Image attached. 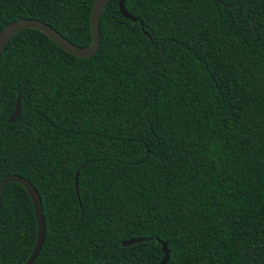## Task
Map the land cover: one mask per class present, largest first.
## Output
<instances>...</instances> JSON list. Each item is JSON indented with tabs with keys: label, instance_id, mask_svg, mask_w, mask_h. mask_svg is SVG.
<instances>
[{
	"label": "trees",
	"instance_id": "obj_1",
	"mask_svg": "<svg viewBox=\"0 0 264 264\" xmlns=\"http://www.w3.org/2000/svg\"><path fill=\"white\" fill-rule=\"evenodd\" d=\"M91 4L0 0V28L35 18L85 46ZM123 7L136 20L107 0L88 57L33 28L0 52V178L28 180L44 222L31 264H155L159 241L165 264H264V0ZM35 232L25 189L4 183L0 264Z\"/></svg>",
	"mask_w": 264,
	"mask_h": 264
},
{
	"label": "water",
	"instance_id": "obj_2",
	"mask_svg": "<svg viewBox=\"0 0 264 264\" xmlns=\"http://www.w3.org/2000/svg\"><path fill=\"white\" fill-rule=\"evenodd\" d=\"M106 1L107 0H92L90 13H89V19H88V25H89V31H90V42L88 45L78 46L70 42L68 39L62 36L54 28H52L48 24L40 20H37L35 18L17 17L7 22L0 28V52L2 48L4 47V45L6 44V42L16 32L22 29H26V28H33L45 34L57 46H59L66 52L74 56H77V57H88L96 51V48L98 46V20H99L100 13ZM117 7H118L120 14L123 17L131 21L136 20V17L126 12L125 8L123 7V0H117ZM19 108H20V103H19L18 98H16L13 111L8 118L9 121H11L16 116V114L19 111ZM76 174L77 173L75 172L74 177H73L75 190H76ZM9 181L19 183L25 189L29 197V200L31 202V205H32V209H33V213L35 217V223H36L35 239H34V243H33V246L31 248L29 255L21 263V264H31L33 260L37 257L41 244L43 242V238H44V222H43V217H42V212H41L40 198L35 188L31 185V183L24 177L17 175V174H7V175L2 176L0 178V190H1L2 185ZM140 240L141 238H129V239L122 240L120 243L121 245H129L133 242H138ZM159 242H160V250L162 252V257L155 264H165L168 259V250L166 249L164 241H159Z\"/></svg>",
	"mask_w": 264,
	"mask_h": 264
}]
</instances>
